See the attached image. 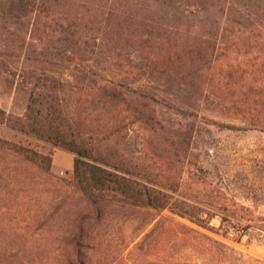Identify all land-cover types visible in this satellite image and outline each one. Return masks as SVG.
Returning <instances> with one entry per match:
<instances>
[{
	"label": "trees",
	"instance_id": "16d2710c",
	"mask_svg": "<svg viewBox=\"0 0 264 264\" xmlns=\"http://www.w3.org/2000/svg\"><path fill=\"white\" fill-rule=\"evenodd\" d=\"M0 45L21 60L20 82L29 86L24 112L0 122L74 154L71 184L54 182L73 212L55 264H127L131 251L108 259L113 251H98L103 239L92 236L101 230L108 243L112 222L127 219L141 227L154 223L146 236L162 235L166 242L197 234L231 258V248L177 219L214 229L209 221L217 209L179 189L182 176L191 175L187 159L197 115L185 122L161 116L152 95L116 77L126 62L143 59L153 79L171 77L200 105L221 107L264 130V0H0ZM66 70L70 77L62 78ZM91 76L104 79L88 101L97 100L101 111L83 110L78 98L70 107L67 90ZM93 120L106 128L140 126L149 159L86 138L83 124ZM0 154L51 176L47 154L2 137ZM162 157L166 173L157 168ZM164 264L196 263L166 255Z\"/></svg>",
	"mask_w": 264,
	"mask_h": 264
},
{
	"label": "rangeland",
	"instance_id": "374dc122",
	"mask_svg": "<svg viewBox=\"0 0 264 264\" xmlns=\"http://www.w3.org/2000/svg\"><path fill=\"white\" fill-rule=\"evenodd\" d=\"M0 56L8 58L6 65L0 62V116L21 115L29 91V86L20 82L18 75L21 60L17 55H6L1 45ZM145 63L143 59L126 62L116 78L152 95L161 116L185 122L197 115L199 120L189 142L193 153L187 159L191 175L182 176L179 189L189 192L202 205L217 209L209 221L214 229L207 230L186 218L177 219L208 233L233 252L227 251L231 258L226 259L219 250L209 249L207 240L194 233H189L187 240L174 238L169 242L162 235L156 238L155 233L146 236L154 223L141 227L138 219L113 221L114 232L109 236L112 241L108 243L104 232H93L95 239H103V246L97 250L108 249V252L111 249L113 253H109L108 259L131 251V255L128 254L131 260L127 264H164L166 255H172L175 261L196 264H264V130L245 126L240 119L234 118L237 115L227 113L221 107L200 105L171 77L161 81L153 79ZM69 72L59 74L69 78ZM106 77L111 78L110 74ZM103 80L91 76L76 82L77 88L66 92L67 98L71 99L70 107L78 98L83 110L101 111L97 100L94 103L88 101L94 97V88ZM100 120H93L95 125L83 124L86 138L101 144H117L127 154H141L149 159L152 153L148 145H142L145 131L140 126L126 124L106 128ZM103 120L106 121L104 116ZM0 137L47 154L51 159V176H47L34 171L25 162L13 161L0 154V264H55L62 250L59 244L61 231L73 212L68 202L62 203V188L54 182L69 186L73 172L54 160L57 151L63 150L59 147L11 129L4 122H0ZM59 157L61 162L66 161L63 155ZM157 168L166 173L168 161L160 158ZM229 227L244 230L246 239L229 240L225 236ZM94 251L96 249L89 250Z\"/></svg>",
	"mask_w": 264,
	"mask_h": 264
},
{
	"label": "built area",
	"instance_id": "2783aa9c",
	"mask_svg": "<svg viewBox=\"0 0 264 264\" xmlns=\"http://www.w3.org/2000/svg\"><path fill=\"white\" fill-rule=\"evenodd\" d=\"M225 236L229 240H240V241H242V240L246 239L247 234L244 230L229 227L225 232Z\"/></svg>",
	"mask_w": 264,
	"mask_h": 264
},
{
	"label": "crops",
	"instance_id": "0c3cea01",
	"mask_svg": "<svg viewBox=\"0 0 264 264\" xmlns=\"http://www.w3.org/2000/svg\"><path fill=\"white\" fill-rule=\"evenodd\" d=\"M60 155H63L66 158L65 162H61L60 161ZM72 154L70 152L64 151V150H59L56 153V157L54 156V160H56V162L58 164H63L65 165V167H67L69 170H72V164H73V156H71ZM56 158V159H55Z\"/></svg>",
	"mask_w": 264,
	"mask_h": 264
}]
</instances>
